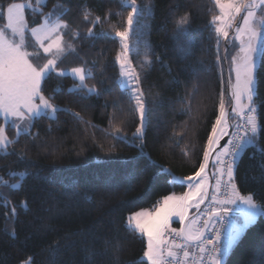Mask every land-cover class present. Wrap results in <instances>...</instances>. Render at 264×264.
Here are the masks:
<instances>
[{
    "label": "trees",
    "instance_id": "16d2710c",
    "mask_svg": "<svg viewBox=\"0 0 264 264\" xmlns=\"http://www.w3.org/2000/svg\"><path fill=\"white\" fill-rule=\"evenodd\" d=\"M27 1L35 3L0 0V8ZM148 3L151 8L140 12L129 41L128 59L140 77L146 104L139 136L134 135L140 126L135 101L118 80L121 44L111 27L126 26L130 8L125 0H46L42 7L43 14L62 15L69 25L64 40L75 48V62L91 72L85 83L96 92L76 89V79L52 72L42 89L58 108L53 116L35 119L18 136L0 117L14 141L0 151V178L15 184L11 174L27 172L18 189L0 184V264H21L29 257L32 264H52L49 247L54 241L60 244L57 264H85V249L97 253L94 264H147L146 242L126 227V217L151 209L171 193H184L183 179L199 169L222 96L226 112L229 106L222 53L229 45V69L234 34L229 30L222 38L216 33L211 20L218 10L212 0H138L142 9ZM56 4L60 7L54 8ZM85 10L88 21L83 19ZM185 14L187 36L178 41L176 21ZM24 15L29 27L40 22L41 13L26 8ZM97 16L101 21L93 24ZM2 18L0 14V23ZM182 46H190L189 55L181 54ZM145 56L150 65L143 63ZM257 78L261 130L257 145L239 159L234 182L241 195L253 194L264 204V60L258 61ZM230 121L232 132L239 117ZM84 194L91 199L85 200ZM224 264H264V216L247 227Z\"/></svg>",
    "mask_w": 264,
    "mask_h": 264
},
{
    "label": "snow or ice",
    "instance_id": "6c2138e0",
    "mask_svg": "<svg viewBox=\"0 0 264 264\" xmlns=\"http://www.w3.org/2000/svg\"><path fill=\"white\" fill-rule=\"evenodd\" d=\"M218 14L212 16L211 23L215 25L218 36L228 37L232 30L234 39L240 42L239 55L232 57V69L235 74V83L229 81V95L234 102L231 112L239 117L235 125V133L229 139L227 145L216 154L214 163L217 164V177L215 192L212 195V206L208 210V219L203 221V227L199 225L200 215L189 218L188 210L195 207L198 211L200 205L205 202L208 195L204 179L208 160L216 145L223 136L229 115L225 111L223 96L220 101V111L212 124L204 148L203 161L193 176L185 177V180L199 182L189 184V191L182 196L168 195L157 201L151 209H141L130 213L126 217V227L146 241L143 250V258L147 264H224V258L230 253L238 242L242 233L249 225L255 222L258 216H264V204H259L253 194L241 195L234 182V171L248 147H255L258 143V135L261 125L257 119V106L255 104L256 90L258 87L257 68L258 61L264 60V0H212ZM46 0H35L32 3H9L6 8H0L6 24L0 27V116L6 122H12L17 129V136L24 130L27 122L30 130L31 124L41 116L55 114L57 106L52 102V96L43 94L42 82L52 73L57 76L66 75L64 70L57 71L58 62L68 54L74 52L71 43L64 40L65 30L69 25L63 21L62 15L49 12L43 14L42 7ZM125 6L130 8L125 18V27L121 30L111 26L115 36L119 38L121 49L116 54L119 63L120 86L128 89L130 82H135L136 87L130 89V98L135 101L136 111L140 114L141 124L136 128L134 135H142L143 123L146 113L144 93L140 90V77L132 68L128 59L130 52V34L138 21L140 12L151 8V3L145 4L143 9L138 0H125ZM60 7L59 4L53 6ZM31 9L33 13H41V22L29 29L25 21V9ZM90 13L85 10L83 19L89 20ZM119 15V13H117ZM106 15L104 19H107ZM101 18L95 17L93 24L100 23ZM187 14L176 21V39L187 36ZM26 32H29L33 40V48L28 50ZM88 34H93V28L88 29ZM76 33H73L75 37ZM43 52L45 62L35 61ZM182 55L190 54V46L180 47ZM143 63L150 65L151 60L145 56ZM71 74L78 80L74 85L76 89H84L87 93L96 92L95 86H89L85 81L91 76V72L83 67L72 68ZM58 89H53L57 91ZM98 94V93H97ZM80 118L79 113H75ZM119 133L121 129L115 128ZM6 135V125H0V151H6L9 144L13 143ZM264 153V149H261ZM187 155V153H185ZM261 167V179H264V164ZM15 184L0 178V184L11 189L23 186L27 172H13ZM226 176V180L224 177ZM170 183L176 181H169ZM223 197L222 199L220 197ZM85 200L91 197L84 194ZM195 201V203H193ZM9 202H5V206ZM26 206V202H22ZM236 205V208L231 207ZM242 206V207H241ZM239 211L243 217L242 222H234L231 213ZM6 215H8L6 213ZM11 215H16V209H11ZM178 217L181 228L170 229L171 233L178 237L166 238L169 233L170 221ZM186 220L189 222L186 224ZM211 225V227H209ZM219 225V227H217ZM213 233L209 237L207 232ZM11 235L15 234L12 230ZM105 241V251L108 247ZM190 247L198 249L190 251ZM52 264H57V256L60 252V244L54 241L49 247ZM87 256L85 264H94L97 253L93 249H85ZM118 251V249H117ZM21 264H32V258L22 261Z\"/></svg>",
    "mask_w": 264,
    "mask_h": 264
},
{
    "label": "rangeland",
    "instance_id": "374dc122",
    "mask_svg": "<svg viewBox=\"0 0 264 264\" xmlns=\"http://www.w3.org/2000/svg\"><path fill=\"white\" fill-rule=\"evenodd\" d=\"M16 3H25V2H16ZM26 3H30V2H26ZM31 10V9H30ZM0 14L1 15H3V13L2 12H0ZM32 14H34L33 12H32ZM33 17H36V16H33ZM25 21H26V19H25ZM40 22H41V19H40ZM39 22V23H40ZM26 23H27V21H26ZM38 23V24H39ZM4 24H6V20L4 19V16H3V18H2V22L0 23V27H2ZM28 24V23H27ZM37 24V25H38ZM37 25H34V26H32V27H35V26H37ZM32 27H29V29L30 28H32ZM26 38H27V41H28V50L29 51H33V50H35L34 48H33V40H32V38H31V35H30V33L29 32H26ZM222 38H223V36H222ZM232 40H233V48L231 49V51H230V53H229V72H230V79H231V82L232 83H235V74H234V72H232L231 71V69H232V67H233V65H232V57L233 56H238L239 55V47H240V42L239 41H236L235 39H234V34H233V37H232ZM45 57H44V55H43V52L41 51V55H40V58L38 59V60H36L35 62L36 63H39V64H43L44 62H45ZM74 59H76V55H74V52H69L68 54H66L63 58H62V60L61 61H59L58 62V66H57V71H59V70H64L65 71V73L67 74V75H69V76H71L72 78H74V79H76L72 74H71V69L72 68H75V67H83L82 65H80V63H76L75 62V60ZM84 68V67H83ZM119 70H120V72H121V68H120V65H119ZM54 73H56V72H54ZM77 80V79H76ZM119 83H120V75H119ZM78 81V80H77ZM134 87H136V84H135V82H130V84H129V86H128V89H129V92H130V89L131 88H134ZM139 114V113H138ZM49 116H53V114H50ZM2 119H3V122L6 124V123H8L10 126H12V127H14V129H15V131H16V133H17V129H16V127L13 125V123L12 122H6L5 120H4V118L2 117V116H0ZM139 117H140V114H139ZM140 124H141V118H140ZM226 129H227V127L225 128V131H226ZM26 130H28V126H27V122H25V124H24V130L23 131H21V132H24V131H26ZM220 151V150H219ZM218 151V152H219ZM218 152L216 153V154H218ZM216 156V155H215ZM214 160H215V157H214V159H213V162H214ZM217 164H214V168H213V171L214 172H216V168H217ZM216 174L217 175H219V173L218 172H216ZM226 177V176H225ZM204 179H205V183H206V186H207V174H206V171H205V174H204ZM183 182H184V184L185 185H188V184H195V183H198L199 182V178L197 179V180H195V181H188V180H185V179H183ZM215 186H216V184H215ZM189 191V187L186 189V191L185 192H188ZM184 192V193H185ZM214 192H215V189H214ZM184 193H171V194H169V195H175V196H182ZM211 200V197H210V199H209V201ZM162 201V200H161ZM193 203H195V201L193 202ZM232 206H234L235 207V205H232ZM242 207V206H241ZM190 209V208H189ZM259 217V216H258ZM257 217V218H258ZM256 218V219H257ZM200 220H201V217H200ZM234 221L236 222V223H240L241 222V220H240V218H238V217H235L234 218ZM173 223H180V221H179V218L178 217H173L172 219H171V221H170V226H169V231H170V229H175V228H173ZM253 224V223H252ZM251 224V225H252ZM250 226V225H249ZM146 242V241H145ZM144 260H146V259H144ZM147 261V260H146Z\"/></svg>",
    "mask_w": 264,
    "mask_h": 264
},
{
    "label": "water",
    "instance_id": "95a60500",
    "mask_svg": "<svg viewBox=\"0 0 264 264\" xmlns=\"http://www.w3.org/2000/svg\"><path fill=\"white\" fill-rule=\"evenodd\" d=\"M231 34H233L232 30H231ZM229 45H226L223 53H222V59H223V65H224V73H225V84H226V92H227V96L229 98V106L227 108V113L229 115V120H228V124L231 125V127H227L226 132L228 133V135L223 136V138L220 140L219 144L215 146L212 154L209 157L208 160V166L205 169L206 174H207V190H208V195L205 198V202L203 204L200 205V209L199 211L195 208L192 207V209H190L188 211V216L189 218L195 217L196 215H199V213L201 212V210L203 209V207L205 206V204L208 202L211 192H212V187H213V159L216 155V153L221 150L223 148V146H225L228 137L230 135L233 123L230 121L231 117H235V115L231 112L232 107L234 106V102L231 100L230 95H229V81H230V74H229V69L227 66V61H226V54H227V50H228ZM231 216L233 218L238 217L240 218L241 222L243 220V217L241 215V213L239 212H232ZM208 219V215L205 217L204 220ZM189 222V220H186V224ZM235 222V221H234ZM201 227H203V223L201 225ZM180 228H181V224H180ZM226 257L224 258L225 261Z\"/></svg>",
    "mask_w": 264,
    "mask_h": 264
},
{
    "label": "built area",
    "instance_id": "2783aa9c",
    "mask_svg": "<svg viewBox=\"0 0 264 264\" xmlns=\"http://www.w3.org/2000/svg\"><path fill=\"white\" fill-rule=\"evenodd\" d=\"M234 133H235V129L232 130L229 139L232 138V136L234 135ZM229 139H228V141H229ZM228 141H227V143H228ZM227 143H226V145H227ZM217 177H219V175H217L216 172H215V173H214V180H215V182L217 181ZM224 179L226 180V177H224ZM212 195H213V194H212ZM212 195H211V200L208 201V203L205 205L203 211L200 213V217H201V220H200V223H199L200 226H201V224H202V221H203V220L205 219V217L208 215V210H209V209L211 208V206H212ZM220 198L222 199L223 197L221 196ZM209 227H211V225H209ZM217 227H219V225H217ZM178 229H179V228H178ZM206 234H207L209 237H211V236L213 235V233H211L210 231L207 232ZM174 237H175V234H174V233H171V232L169 231V233H168V235H167L166 238H168V239H172V238H174ZM175 238H176L177 240H179L178 237H175ZM189 250H190V251H195L196 254L199 255L198 249H194V248L190 247Z\"/></svg>",
    "mask_w": 264,
    "mask_h": 264
},
{
    "label": "crops",
    "instance_id": "0c3cea01",
    "mask_svg": "<svg viewBox=\"0 0 264 264\" xmlns=\"http://www.w3.org/2000/svg\"><path fill=\"white\" fill-rule=\"evenodd\" d=\"M203 159H204V158H203ZM188 187H189V184L186 186V189H187ZM231 207L236 208V205H235V207H234V206H231ZM190 209H192V207H190ZM190 209H189V210H190ZM189 210H188V211H189ZM234 212H239V211L237 210V211H234ZM239 213H240V212H239Z\"/></svg>",
    "mask_w": 264,
    "mask_h": 264
}]
</instances>
